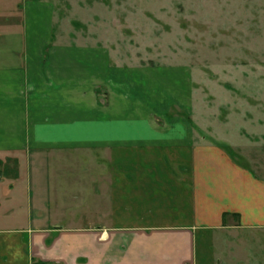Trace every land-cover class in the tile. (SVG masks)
<instances>
[{"label": "crops", "instance_id": "0c3cea01", "mask_svg": "<svg viewBox=\"0 0 264 264\" xmlns=\"http://www.w3.org/2000/svg\"><path fill=\"white\" fill-rule=\"evenodd\" d=\"M55 24L0 0V264H264L237 237L264 234V178L200 135L191 79Z\"/></svg>", "mask_w": 264, "mask_h": 264}, {"label": "rangeland", "instance_id": "374dc122", "mask_svg": "<svg viewBox=\"0 0 264 264\" xmlns=\"http://www.w3.org/2000/svg\"><path fill=\"white\" fill-rule=\"evenodd\" d=\"M50 1L67 40L106 44L125 69L184 71L200 135L264 178V0ZM245 236L264 253V234Z\"/></svg>", "mask_w": 264, "mask_h": 264}]
</instances>
